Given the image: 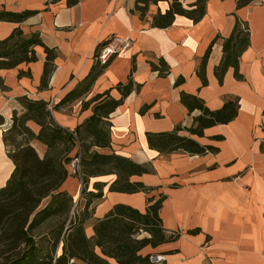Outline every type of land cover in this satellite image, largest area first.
I'll return each instance as SVG.
<instances>
[{
	"label": "crops",
	"instance_id": "obj_1",
	"mask_svg": "<svg viewBox=\"0 0 264 264\" xmlns=\"http://www.w3.org/2000/svg\"><path fill=\"white\" fill-rule=\"evenodd\" d=\"M180 1L189 8L197 0ZM171 2L150 3L143 19L139 11H133L136 0H77L72 5L68 0H0V10L36 11L22 22L0 20V39L20 27L27 35L39 33L57 53L46 86H42L46 52L41 45L35 47L36 61L0 69L5 85L0 87V114L5 118L0 125V187L15 168L4 134L12 126L14 111L18 115L26 111L22 97L46 101L54 120L74 131L93 114V96L110 94L119 99L120 86L132 77L134 89L106 118L111 147L94 146L92 150L114 151L139 163H151L152 173L132 175L130 181H141L154 190L110 191L116 173L91 176L87 190L103 192L101 199L93 201V219L104 217L119 203L145 212L149 197L164 193L163 226L179 232L180 237L142 249L143 254L164 255L155 264H264V0L243 7H238L237 0H207L206 13L197 22L177 14L169 27L152 26L153 17L169 9ZM238 22L249 28V45L239 57L242 78L230 66L220 80L216 68L224 58L223 38L232 35ZM111 36L130 37L132 44L113 58L89 91L59 105L89 75L97 49ZM211 45L205 66L207 83L203 84L198 72ZM160 60L169 67L165 75L151 67V61L160 65ZM21 71H30V75H20ZM179 77L184 80L177 85ZM182 92L200 97L212 110L220 109L229 96H238V115L228 123L205 128L203 136L191 134L188 128L201 111L189 112ZM145 105L149 108L142 113ZM27 125L36 134L41 129L34 120ZM177 126H181V135L217 150L161 154L150 148L148 132L171 131ZM91 141L90 137L84 140ZM32 144L45 155L46 144L37 139ZM67 169L61 189L82 210L86 202L82 181L72 173L70 163ZM193 229L200 231L189 233ZM86 233L94 235L92 223L86 225ZM111 262L118 264L115 259Z\"/></svg>",
	"mask_w": 264,
	"mask_h": 264
},
{
	"label": "trees",
	"instance_id": "obj_2",
	"mask_svg": "<svg viewBox=\"0 0 264 264\" xmlns=\"http://www.w3.org/2000/svg\"><path fill=\"white\" fill-rule=\"evenodd\" d=\"M156 1L136 0L133 11H139L141 17L145 19L150 3ZM252 1L254 0H237V4L238 7H243ZM76 2L77 0H68L69 5ZM206 3L207 0H197L193 6L187 8L180 0H172L169 9L164 13L158 12L151 24L160 28L169 27L177 14L185 15L197 22L206 13ZM35 13L33 10L21 12L0 10V20L22 22ZM38 45L43 46L46 52L42 77V86H46L55 69L54 60L57 53L44 43L39 33L27 35L17 27L10 36L0 39V69L14 68L21 63L36 61L35 47ZM248 45L249 28L244 22H238L232 35L223 38L224 58L216 68L220 80L230 66L234 67L235 75L242 78L239 57ZM211 48L212 45L206 52L198 72L203 84L207 83L205 66ZM111 61L103 65L95 60L89 75L66 95L59 105L89 91ZM159 63L160 65L151 61L152 69L158 70L160 75L167 74L168 65L164 60H160ZM25 73L30 75V71H21L20 75ZM183 80V77H179L176 84H181ZM0 87H5L1 76ZM120 87L122 96L119 99L111 97L110 94L93 96L91 101H96L93 114L74 131L60 126L54 120L46 101L21 98L26 111L21 115L14 111L12 126L4 134L5 144L9 147L8 155L13 160L15 168L7 183L0 187V264H112L111 259H115L118 264H154L151 257L156 253L143 254L142 249L147 246L156 248L180 237L179 232H169L163 226L160 209L166 198L164 193H160L157 198L154 195L149 197L145 212L119 203L104 217L93 219V201L95 198L101 199L103 192L87 190L91 176L116 173L118 178L111 184L110 191L150 193L154 190L141 181H130L132 175L152 173L151 163H139L114 151L101 153L92 150L94 146L111 147V131L106 118L124 103L125 98L134 89L132 77L127 84ZM181 100L189 112L201 111L195 117L194 124L188 128L191 134L199 136L204 135L207 127L232 121L240 108L238 96H229L224 105L216 110L207 107L203 99L193 94L182 92ZM147 108L149 106L145 105L141 112H145ZM29 120L41 125L38 134L27 125ZM4 123L5 118L0 114V125ZM180 130L181 126H177L171 131L148 132L150 148L158 150L161 154L175 151L205 154L217 150L213 146L200 144L191 136L181 135ZM16 135L25 136L24 140L16 142ZM10 137L15 142L9 143ZM89 137L92 141L84 142ZM222 138L216 136V139ZM34 139L47 145L44 156H41L32 144ZM75 149V154L71 156ZM261 149L264 151V141ZM79 151L82 152L81 171L86 185L82 190V196L86 198V202L84 208L71 217L74 200L61 187L68 175L67 164ZM56 219L60 222L55 229L36 234L38 228ZM88 223H92L94 229V235L91 237L86 233ZM199 231L193 229L189 230V233ZM141 232L148 235L139 237ZM41 238L46 240V245L39 241Z\"/></svg>",
	"mask_w": 264,
	"mask_h": 264
},
{
	"label": "built area",
	"instance_id": "obj_3",
	"mask_svg": "<svg viewBox=\"0 0 264 264\" xmlns=\"http://www.w3.org/2000/svg\"><path fill=\"white\" fill-rule=\"evenodd\" d=\"M131 44L132 39L130 37L111 36L100 45L99 49H97L95 59L103 65L108 64L118 53L129 47ZM81 159L82 152L79 151L70 162L72 173L80 179L82 178ZM151 259L155 264L162 261L164 255L154 254Z\"/></svg>",
	"mask_w": 264,
	"mask_h": 264
},
{
	"label": "rangeland",
	"instance_id": "obj_4",
	"mask_svg": "<svg viewBox=\"0 0 264 264\" xmlns=\"http://www.w3.org/2000/svg\"><path fill=\"white\" fill-rule=\"evenodd\" d=\"M24 137L25 136H20V135H16V142H20L21 140H24ZM12 142H15L14 139L12 137H10V140H9V143H12ZM80 179V178H79ZM80 181H82L81 185H82V188H86L85 186V183L83 182V179L81 178ZM88 186V185H87ZM47 201H45L46 203ZM77 212H80V209L79 207L74 203V206H73V209L71 211V217H74V214L77 213ZM60 220H53V221H50V222H46L43 226H41L40 228H38L36 230V234H41L42 232H51L53 229H55L57 227V225L59 224ZM148 235L146 232H141L139 237H143V236H146ZM39 241L46 245L47 242L44 238H41L39 239Z\"/></svg>",
	"mask_w": 264,
	"mask_h": 264
}]
</instances>
